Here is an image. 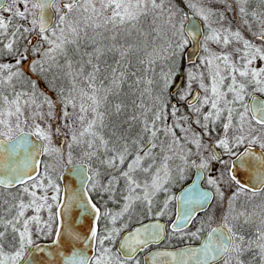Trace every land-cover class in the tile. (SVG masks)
<instances>
[{"label":"snow or ice","instance_id":"6c2138e0","mask_svg":"<svg viewBox=\"0 0 264 264\" xmlns=\"http://www.w3.org/2000/svg\"><path fill=\"white\" fill-rule=\"evenodd\" d=\"M262 194L264 0H0V264H264Z\"/></svg>","mask_w":264,"mask_h":264},{"label":"water","instance_id":"95a60500","mask_svg":"<svg viewBox=\"0 0 264 264\" xmlns=\"http://www.w3.org/2000/svg\"><path fill=\"white\" fill-rule=\"evenodd\" d=\"M257 151H258V150H257ZM241 175H243V174L241 173ZM189 183H191V181H190ZM185 186H187V184H186ZM180 191H181V189L177 192V195L180 193ZM89 223H90V221H89L87 218H85V219L80 223V229H81L82 232H86V231H87V226H88ZM182 246H183V245H182ZM38 255H39V254H38Z\"/></svg>","mask_w":264,"mask_h":264},{"label":"rangeland","instance_id":"374dc122","mask_svg":"<svg viewBox=\"0 0 264 264\" xmlns=\"http://www.w3.org/2000/svg\"><path fill=\"white\" fill-rule=\"evenodd\" d=\"M177 188L179 189V187H177ZM177 188H176V189H174V191H175V192H177V191H178V189H177ZM258 201H259V197H258V198H256V200H254L253 202L255 203V202H258Z\"/></svg>","mask_w":264,"mask_h":264},{"label":"flooded vegetation","instance_id":"af4514ba","mask_svg":"<svg viewBox=\"0 0 264 264\" xmlns=\"http://www.w3.org/2000/svg\"><path fill=\"white\" fill-rule=\"evenodd\" d=\"M190 181H191V179L188 180V181H186V182H185V185L188 184ZM185 185H184V186H185ZM180 189H181V188L179 187L178 191H179ZM262 195H264V194H262ZM177 246H179V245H177Z\"/></svg>","mask_w":264,"mask_h":264},{"label":"trees","instance_id":"16d2710c","mask_svg":"<svg viewBox=\"0 0 264 264\" xmlns=\"http://www.w3.org/2000/svg\"><path fill=\"white\" fill-rule=\"evenodd\" d=\"M42 88L45 87V85L43 84V82L41 83L40 85ZM178 189V188H177ZM175 243V242H174ZM179 245H182V244H179Z\"/></svg>","mask_w":264,"mask_h":264}]
</instances>
